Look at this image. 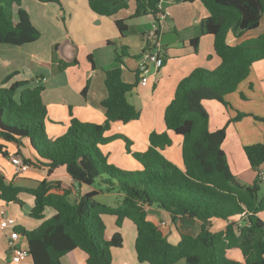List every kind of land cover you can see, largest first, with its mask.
Listing matches in <instances>:
<instances>
[{
	"label": "trees",
	"instance_id": "16d2710c",
	"mask_svg": "<svg viewBox=\"0 0 264 264\" xmlns=\"http://www.w3.org/2000/svg\"><path fill=\"white\" fill-rule=\"evenodd\" d=\"M40 1L59 3V0ZM128 1L88 0V3L95 13L112 16L126 9ZM134 1L133 17L150 13L157 19L158 0ZM200 1L209 10V15L201 21V33L213 36V50L220 63L213 69L194 68L177 83L165 107L166 128L182 137V166L162 154L172 145L165 131L150 132L149 145L142 152H131V140L123 134L105 135L112 123H127L140 115L126 99L137 78L134 83H128L121 77L122 59L128 55L126 46H121L115 65L104 71L106 96L101 100L104 121L84 122L72 117L66 131L53 139L47 137L45 129L47 108L41 98L44 87L40 83L31 85L30 79L11 80L16 71L1 81L0 138L14 142L17 147L28 140L35 155L25 156L19 150L15 153L24 162L32 167H45L47 175L64 167L79 185L98 189L71 199L70 189L61 188L59 181L44 178L36 187L26 188L6 182L0 174L1 199L22 204L18 194L25 191L33 196L31 216L42 218L45 207L55 211L34 229L16 228L26 241L27 257L32 264H61L60 258L76 248L86 254L85 264H112V250L122 246V235L115 232L107 236L102 218L106 214L116 217L118 227L126 218L133 222L134 248L139 262L264 264V220L259 216L264 211V180L258 178L259 167L264 162V142L243 147L250 166L257 170V178L250 185L239 183L222 149L226 126L209 130V114L202 103L217 100L228 106L225 95L247 77L253 62L264 59V33L236 45L226 41L229 31L239 36L259 25L264 0ZM21 4L22 0H0V43L22 45L39 37L40 32ZM115 25L121 36L129 29L124 19H116ZM190 42L196 51L198 37ZM88 59L91 61L90 56ZM87 86L88 83L83 94ZM247 115L251 114L238 111L227 124ZM116 139L124 141L126 151L139 168L124 169L108 160L103 146ZM2 147L0 144V152L8 156ZM99 191H116L122 196L118 203L109 205L93 199ZM146 207L168 212L178 231L176 244L170 243L159 227L147 219ZM180 217L199 220L198 232L180 228ZM213 219L226 223L221 229L213 230ZM235 250L240 252L239 258L233 256Z\"/></svg>",
	"mask_w": 264,
	"mask_h": 264
},
{
	"label": "crops",
	"instance_id": "0c3cea01",
	"mask_svg": "<svg viewBox=\"0 0 264 264\" xmlns=\"http://www.w3.org/2000/svg\"><path fill=\"white\" fill-rule=\"evenodd\" d=\"M31 2H38L41 5L44 3L42 12H46L47 15L43 13L46 27L42 35L48 36L47 42L41 49L29 52L25 50L21 63L12 64L9 58L6 59L3 64L5 67L0 70V84L6 75L16 71L17 74L11 80L30 79L31 85L40 83L44 87L41 98L47 108L45 124L47 137L53 139L63 134L72 117L84 122L102 123L104 121V108L101 106V100L106 96L104 71L115 65V57L121 51V46H126L128 55L122 59L121 77L128 83H134L137 78L136 86L126 93V99L139 110L140 115L138 119L127 123H112L105 135L123 134L131 140V152H142L149 145L150 132L165 131L172 139V145L163 150L162 154L177 166H182V137L166 128L163 115L165 107L173 97L177 83L182 78L196 67L213 69L220 63V58L213 50V36L201 33L200 29L202 19L209 15L206 6L200 0L191 2L165 0L164 6L167 13L165 18L155 20L150 13L133 17L136 7L134 0H129L126 9L119 10L112 16L95 13L89 7L88 0H59V3L31 0ZM116 19H124L129 26L124 36H121L115 25ZM153 23L158 27L156 33L161 44L163 64L159 68L149 65L144 72L147 83L141 85L137 70L138 59L150 41L146 34ZM261 33H264V12L255 29L245 31L239 36L229 31L226 41L229 45H236ZM128 35H139L143 40H140L138 45V54L133 53V56L128 52L132 48ZM196 36L198 37L197 50L194 51L190 40ZM28 44L6 45H11L7 49L17 51L16 49H23ZM19 53L14 52L13 56H20ZM61 64L64 67H61ZM31 69L36 72L33 78L29 75ZM87 83L86 93L83 94L82 91ZM224 99L229 103L228 106L217 100L202 102L209 114L208 127L209 130L214 131L226 126L222 149L229 168L239 183L250 185L257 178V170L250 166L243 147L264 142V120L254 117L264 118V59L253 62L247 77L233 92L226 94ZM238 111L251 115L227 124L228 119L233 118ZM140 121H142L141 124ZM0 144L3 146L2 149L8 152V156L0 152V174L4 176L6 182L34 188L44 178L48 181H59L61 188L70 189V197L73 194L75 197L89 191H98L91 185H79L65 172L64 167H59L51 175H47V170L43 166H30L25 173L17 174L9 161V156L19 150L22 155L32 157L35 155L33 148L28 140H23L17 147L14 142H5L0 138ZM173 148L177 150L172 158L167 153L172 154ZM103 150L108 154V160L121 168L140 167L126 151L125 143L120 139L107 143L103 146ZM259 170L264 175V162ZM100 193L102 192L99 191L95 196ZM18 198L22 204L0 198V216L1 212L5 211L14 217L15 229L21 227L34 229L43 220L55 214L53 208L45 207L42 218L33 217L30 215L34 203L33 196L21 191ZM151 208L154 207H146L147 219L159 227L170 243L176 244L179 235L168 212L157 208L154 209L162 212H148ZM259 216L264 220L262 212ZM102 218L106 225L107 236L115 232H120L122 235V246L112 250V264H149L137 260L134 248L136 227L131 220L124 219L121 227H118L115 216L106 214ZM211 223V229L219 230L226 222L213 219ZM178 226L191 233H197L200 221L180 217ZM9 232L10 228H0V264H12L8 245ZM17 244L26 246L23 236L18 239ZM233 256L239 258L240 252L235 250ZM85 259L86 254L76 248L64 254L60 262L61 264H85ZM19 264H32V260L27 257Z\"/></svg>",
	"mask_w": 264,
	"mask_h": 264
},
{
	"label": "built area",
	"instance_id": "2783aa9c",
	"mask_svg": "<svg viewBox=\"0 0 264 264\" xmlns=\"http://www.w3.org/2000/svg\"><path fill=\"white\" fill-rule=\"evenodd\" d=\"M165 0H158L157 9L159 10L157 14V19H164L166 16V10L164 6ZM158 27L153 23L152 28L147 32L146 37L148 41L147 47L142 50L138 59L137 70L140 75V84L145 85L147 83V77L144 74L146 68L149 65H154L159 68L163 64V54L161 50V44L157 36ZM9 161L13 166L14 172L17 174L25 173L29 170L30 165L23 161L21 156L17 154H11L9 156ZM264 175L262 171H259L258 178L263 179ZM16 220L11 215L7 214L5 211L1 212L0 216V228H10L9 232V249H10V259L12 264H19L28 256V249L26 246H20L17 244L18 239L21 237L19 232L15 229Z\"/></svg>",
	"mask_w": 264,
	"mask_h": 264
},
{
	"label": "rangeland",
	"instance_id": "374dc122",
	"mask_svg": "<svg viewBox=\"0 0 264 264\" xmlns=\"http://www.w3.org/2000/svg\"><path fill=\"white\" fill-rule=\"evenodd\" d=\"M43 5H41L38 2H31V0H22V8H24L27 13L29 14L30 20L32 22V24L37 28V30L40 32L39 37L37 38L36 41L29 43L28 45H25L23 47V49H16L17 51L14 50H9L7 48H10L9 46L11 45H6V44H0V70L3 69V64L5 63L6 59H10V62L13 64L14 62L21 63L22 58L24 59L25 54H23V52L25 50H27L28 52L31 50H37V49H41L42 46L47 42V35H42V31L43 29L46 27V21L43 17V13H45V16L47 15L46 12H42L43 10V6L44 3H42ZM46 7V6H45ZM128 40L131 42L132 44V48L128 50V52L130 53L131 56H133V53L138 54L139 52V48L138 45H140V40H142L141 36L139 35H128ZM29 46V47H28ZM14 52H20V56H13ZM28 69V68H27ZM26 69V71H27ZM29 71V70H28ZM29 75L30 77H34L36 75V72L33 71V69H31L29 71ZM27 78H29V76H26ZM142 121H140L141 124ZM141 127V126H140ZM121 142H123V140L120 139ZM174 147V146H173ZM175 150H177L176 148L172 149V154H168L167 155H171L172 158L174 156ZM170 156V157H171ZM123 163V162H122ZM124 165L126 163H123ZM119 167V166H118ZM126 166H124V169H131V168H125ZM263 193V187H261L259 194L261 195ZM120 194H118L116 191H112L110 193L102 191V193H100L99 195L95 196V201L98 202H103L109 205H115L116 203H118V201L121 199ZM77 196L74 197V194L70 197L71 199L76 198ZM148 212H162L160 210L151 208L148 209ZM263 215H264V211H262ZM179 263L176 264H182L183 260L178 261Z\"/></svg>",
	"mask_w": 264,
	"mask_h": 264
}]
</instances>
